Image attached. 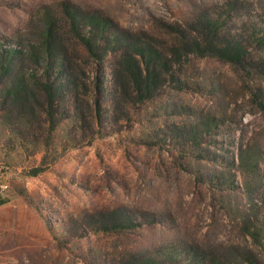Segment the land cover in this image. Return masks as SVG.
<instances>
[{
  "label": "rangeland",
  "instance_id": "1",
  "mask_svg": "<svg viewBox=\"0 0 264 264\" xmlns=\"http://www.w3.org/2000/svg\"><path fill=\"white\" fill-rule=\"evenodd\" d=\"M73 10L107 20L95 56ZM45 20L74 81L51 105ZM111 33L160 52L152 88ZM0 264H264V0H0Z\"/></svg>",
  "mask_w": 264,
  "mask_h": 264
},
{
  "label": "trees",
  "instance_id": "2",
  "mask_svg": "<svg viewBox=\"0 0 264 264\" xmlns=\"http://www.w3.org/2000/svg\"><path fill=\"white\" fill-rule=\"evenodd\" d=\"M67 13L69 24L74 29L77 38H79L86 50L95 56L101 45V40H103L102 36L105 33L107 20L93 14H80L79 11L75 12L74 10L68 11ZM42 35V55L46 65L50 67V69L46 67L43 82L40 81L37 83L34 80L35 78L31 75L29 80L31 82L34 81L32 83L39 85L41 94L46 97L49 105H51V101L55 97L54 93L60 90L61 87L68 88L69 91L73 90L74 81L73 77H71V71L65 66L63 55H60L59 53L55 57L53 55L52 25L47 20L44 21ZM105 42H108L112 47L117 45L122 46L123 48H126L125 51L133 54L131 56H124L123 65L128 73L134 90L139 92L145 90L146 92L149 87H153L155 80L158 77L157 71H159V67L164 64L161 62L160 52L151 43L138 38L129 39L126 36L117 33L109 34ZM194 46L199 49V44L197 42H194ZM210 47L211 45L209 44L208 48ZM213 50H215L214 52L219 58L232 63L233 65L240 63L243 59L244 50L242 46L237 43L233 45L226 44L220 48L213 47ZM13 56V52L8 53L1 63V67L3 66L6 73L14 67ZM30 56L35 61L40 58L32 52ZM19 86L21 87L18 83L17 77L15 82L5 91L6 96H18ZM25 87H27V85H25ZM45 112L49 119L52 120L53 114L49 113V110ZM44 168L45 167L32 168L29 175L36 176L42 172Z\"/></svg>",
  "mask_w": 264,
  "mask_h": 264
}]
</instances>
